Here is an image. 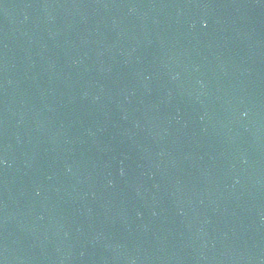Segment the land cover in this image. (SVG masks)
Here are the masks:
<instances>
[{
    "label": "water",
    "instance_id": "95a60500",
    "mask_svg": "<svg viewBox=\"0 0 264 264\" xmlns=\"http://www.w3.org/2000/svg\"><path fill=\"white\" fill-rule=\"evenodd\" d=\"M0 264H264V0H0Z\"/></svg>",
    "mask_w": 264,
    "mask_h": 264
}]
</instances>
